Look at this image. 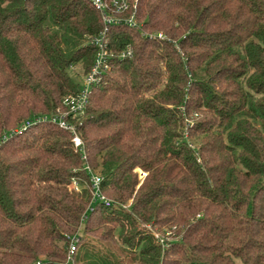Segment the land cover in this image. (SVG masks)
Here are the masks:
<instances>
[{"label": "trees", "instance_id": "trees-1", "mask_svg": "<svg viewBox=\"0 0 264 264\" xmlns=\"http://www.w3.org/2000/svg\"><path fill=\"white\" fill-rule=\"evenodd\" d=\"M136 13L110 28L133 55L112 58L72 118L86 157L51 120L0 143V264H120L101 248L70 260L81 229L78 245L122 244L137 264H264V0H138ZM102 25L90 0H0V137L64 109ZM87 165L110 206L92 200ZM153 230H170L166 247Z\"/></svg>", "mask_w": 264, "mask_h": 264}, {"label": "built area", "instance_id": "built-area-1", "mask_svg": "<svg viewBox=\"0 0 264 264\" xmlns=\"http://www.w3.org/2000/svg\"><path fill=\"white\" fill-rule=\"evenodd\" d=\"M94 6L100 11L102 18V28L96 34H92L87 42L91 43L95 47L94 60L91 67L88 70H84L81 73L80 89L77 93L69 94L65 96L63 103L64 109L59 108L58 113L54 115L50 114H33L25 118L18 125L7 129L5 134L0 137V143L15 133H20L28 127L37 124L42 121L51 120L57 122L61 127L69 130L72 134V141L80 147L83 152V157H86L84 151V142L80 135L77 123L72 119L80 117L85 113V110L90 102L91 93L93 88L100 84L105 74L112 67V58H127L131 57L134 53V47L129 41L125 42L124 45L119 49L115 50L112 47V40L110 36V28L114 24H128L137 26L141 24L138 19L136 10L138 0H90ZM151 33L150 35H152ZM158 36L165 37L162 32L158 33ZM74 68V66H73ZM91 173L92 181V200L103 202L106 206L112 204V199L109 198L101 188V181L103 176L92 170L87 165ZM141 177H144L147 172L139 169ZM73 186L79 188V183L76 179H73ZM153 233L157 237L160 243L166 247L169 243L162 236L158 230H153ZM81 239V235L77 232L72 235L71 242L69 245V256L70 260L73 259V253L78 247V242Z\"/></svg>", "mask_w": 264, "mask_h": 264}, {"label": "rangeland", "instance_id": "rangeland-1", "mask_svg": "<svg viewBox=\"0 0 264 264\" xmlns=\"http://www.w3.org/2000/svg\"><path fill=\"white\" fill-rule=\"evenodd\" d=\"M83 71V64L81 62L76 63L74 68L71 67L69 69L70 74L73 78L77 81H81V73ZM79 234H83L82 229L79 231ZM162 236L167 240L170 241L172 236L170 235V230H167L161 233ZM96 249H105L106 252H111L114 257L120 260V264H137L136 260H134L132 251L122 244H114L110 245L108 242L97 239L96 237H87L84 238L78 245V249L75 255V260L80 259L84 261L85 259H89V257L84 256L87 251H92Z\"/></svg>", "mask_w": 264, "mask_h": 264}]
</instances>
